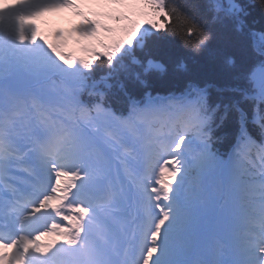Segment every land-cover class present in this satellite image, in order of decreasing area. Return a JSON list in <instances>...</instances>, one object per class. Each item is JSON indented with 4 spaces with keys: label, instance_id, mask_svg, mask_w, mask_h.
Masks as SVG:
<instances>
[{
    "label": "snow or ice",
    "instance_id": "snow-or-ice-1",
    "mask_svg": "<svg viewBox=\"0 0 264 264\" xmlns=\"http://www.w3.org/2000/svg\"><path fill=\"white\" fill-rule=\"evenodd\" d=\"M60 10L81 19L49 38ZM257 16L264 0H0V264H264ZM221 32L242 51L223 88L184 55Z\"/></svg>",
    "mask_w": 264,
    "mask_h": 264
},
{
    "label": "trees",
    "instance_id": "trees-1",
    "mask_svg": "<svg viewBox=\"0 0 264 264\" xmlns=\"http://www.w3.org/2000/svg\"><path fill=\"white\" fill-rule=\"evenodd\" d=\"M259 21L256 27L264 24L257 16ZM182 53L177 47H168L161 53V58L171 63L177 56ZM187 55V63L190 74L201 81L211 82L216 86H227L232 83L233 71L223 64L225 55H232L239 64L242 58V51L237 46L235 39L226 33H218L212 40L208 52L196 56ZM164 83L168 86H175L177 80L169 74L164 78Z\"/></svg>",
    "mask_w": 264,
    "mask_h": 264
}]
</instances>
